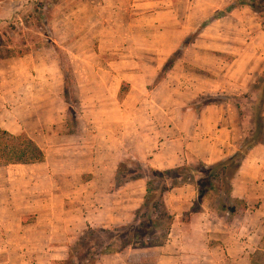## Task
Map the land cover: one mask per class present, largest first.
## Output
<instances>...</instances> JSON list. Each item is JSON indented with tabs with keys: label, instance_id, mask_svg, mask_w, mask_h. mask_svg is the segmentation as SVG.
Here are the masks:
<instances>
[{
	"label": "rangeland",
	"instance_id": "obj_1",
	"mask_svg": "<svg viewBox=\"0 0 264 264\" xmlns=\"http://www.w3.org/2000/svg\"><path fill=\"white\" fill-rule=\"evenodd\" d=\"M138 1L0 0V56L9 49L15 52V56L0 58V127L28 134L47 155L46 163L39 165H0L1 190L12 191L19 198L26 187L36 183L55 192H70L81 184L80 172L83 180L92 178L88 170L96 163L108 166L117 158V151L128 147L137 151V156L144 152L151 155L165 139L164 116L177 109L195 112L209 105L231 104L247 137L253 134L255 103L264 75V0H214L225 6L215 8L211 15L229 11V16L235 9L246 16L247 29L253 30L251 15L260 23V36L249 47L246 73L239 80L224 76L233 56L219 55L217 50L204 55L198 53L204 47L193 46L204 24L181 40L158 39L159 29L151 23L144 21L143 27L131 24ZM112 32L121 39L115 35L108 39ZM176 51V61L163 76V67ZM254 65L257 69L248 72ZM216 67L224 71L219 74L213 69ZM220 79L222 82L215 81ZM124 83L129 86L121 92ZM132 166L127 182L139 177L145 183L128 189L133 214L143 202L152 173L147 159H134ZM48 172L52 180H47ZM127 182L117 185L114 180L112 188L119 192ZM102 191L105 196L107 185ZM8 195L0 193V202ZM169 200L170 211L178 214L176 202ZM188 213H180V220L187 222ZM122 223L107 228L89 224L70 246L90 226L98 233L82 250L75 248L73 259L81 263L95 258L102 249L98 244L101 239ZM262 255V250L257 253L259 262L255 264H264Z\"/></svg>",
	"mask_w": 264,
	"mask_h": 264
},
{
	"label": "crops",
	"instance_id": "obj_2",
	"mask_svg": "<svg viewBox=\"0 0 264 264\" xmlns=\"http://www.w3.org/2000/svg\"><path fill=\"white\" fill-rule=\"evenodd\" d=\"M224 6L214 0H139L135 2L131 24L143 27L145 21L158 27V39L181 40L206 23L193 46L204 47L203 52L197 51L204 55L217 50L219 55L233 56L224 76L239 80L246 73L245 56L249 47L260 36V23L250 14L253 30L247 29L246 16L235 9L229 16L213 19L214 9ZM108 35V39H121L115 32ZM257 57L256 63L262 54ZM213 69L219 74L224 71L221 67ZM256 69L254 65L248 72ZM215 81L222 82V79ZM174 100L181 103L180 99ZM191 109L187 112L173 110L166 115L168 118L164 116L162 136L165 139L151 155L144 152L137 156L138 152L128 147L120 153L117 151V158L108 166L96 163L94 169L88 170L92 178L83 180L84 173L80 172L81 184L70 192H55L53 188L34 183L17 198L14 192L0 189V193L9 194L6 201L0 202V264H61L67 258L70 244L89 224L107 228L129 223L133 217V202L127 195L128 189L145 183L138 178L122 186L121 193L114 191L117 167L124 157L147 159L150 167L165 170L197 161L212 164L240 150L247 134L231 104L209 105L195 112ZM44 162L12 165L34 166ZM50 174L47 173V180H52ZM104 185L107 192L102 196ZM92 187L96 192L91 191ZM168 194L167 206L171 207L169 198H172L179 213H173L175 221L164 244L129 247L121 253L101 256L96 264H255L259 262L256 255L261 250L264 262V143L250 151L233 182V196L248 205L238 216L218 213L211 205L212 198L207 197L201 210L192 213L185 222L180 216L194 206L197 187H176Z\"/></svg>",
	"mask_w": 264,
	"mask_h": 264
},
{
	"label": "trees",
	"instance_id": "obj_3",
	"mask_svg": "<svg viewBox=\"0 0 264 264\" xmlns=\"http://www.w3.org/2000/svg\"><path fill=\"white\" fill-rule=\"evenodd\" d=\"M228 12L217 13L213 19L224 17ZM202 27L204 28L205 24ZM192 37L195 39L196 33ZM178 53L174 52L163 67V76L173 66ZM11 56H15V52L9 49L7 54L1 55L0 58ZM260 79V95L255 103L256 128L253 134L245 139L239 151L212 164L197 161L165 170L150 167L152 176L146 181V194L142 204L135 209L131 221L116 226L108 233V237L101 239L98 244L102 249L95 258L83 259L81 263H77L73 259L75 248L82 250L84 243L98 233L90 226L83 236L70 246L67 258L61 264H96L101 256L121 253L129 247L143 248L164 244L175 221V215L167 206L165 197L176 187H197L198 198L188 215L200 211L207 197L212 198V207L218 213H228L234 217L245 211L248 208L246 201L233 196V182L250 151L264 143V75ZM127 86L129 83H124L121 92H125ZM46 157V151L28 134H14L0 127V165L40 163L44 162ZM132 164L131 158H125L119 163L114 179L117 185L131 179Z\"/></svg>",
	"mask_w": 264,
	"mask_h": 264
}]
</instances>
